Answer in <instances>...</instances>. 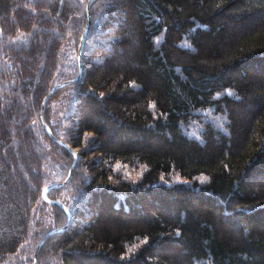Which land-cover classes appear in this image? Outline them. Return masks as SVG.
<instances>
[{
  "label": "trees",
  "instance_id": "16d2710c",
  "mask_svg": "<svg viewBox=\"0 0 264 264\" xmlns=\"http://www.w3.org/2000/svg\"><path fill=\"white\" fill-rule=\"evenodd\" d=\"M89 2L0 0V264L68 223L41 111ZM90 12L44 111L72 220L36 264H264V0Z\"/></svg>",
  "mask_w": 264,
  "mask_h": 264
},
{
  "label": "water",
  "instance_id": "95a60500",
  "mask_svg": "<svg viewBox=\"0 0 264 264\" xmlns=\"http://www.w3.org/2000/svg\"><path fill=\"white\" fill-rule=\"evenodd\" d=\"M93 2V0H90V2L88 3V6H87V11H88V23L84 29V32H83V35H82V38H81V42H80V47H79V55H78V58H79V64H80V71H79V75L73 79V80H69V81H64L58 85H56L54 88H52L49 93L45 96L44 100H43V105H42V111H41V119H42V123H43V126L45 127V129L47 130L48 134L56 141H58L59 143H61L63 146H65L67 149H69L73 154H74V162L72 164V167L70 168V171H69V175L67 177V179L62 182V183H59V184H52V185H49L47 186L44 191H43V196H44V199L46 201H49L53 204H56L60 207H62L63 209H65L68 213V216H69V220H68V223L67 225H65L64 227H60V228H56L54 230H51L43 239L42 241L40 242V244L38 245L37 247V250H36V255L37 253L39 252L41 246L43 245V243L52 235L54 234H57L59 232H62V231H65L67 229V227L70 225V222L72 220V212L68 209L67 206H65L62 202L58 201V200H51L49 199L47 196H46V193L48 190L52 189V188H55V187H58V186H62L66 183H68L72 177V173H73V169L75 167V165L77 164V161H78V154H77V151L75 148L71 147L69 144H67L66 142L62 141V140H59L58 138H56L54 136V134L51 132L48 124L46 123L45 119H44V111H45V108H46V105H47V102L48 100L50 99V97L56 92L58 91L59 89L71 84V83H75V82H78L81 77H82V73H83V51H84V45H85V41H86V38H87V34H88V30L90 28V25H91V12H90V8H91V3ZM35 255V259H34V262L33 264H36L37 263V256Z\"/></svg>",
  "mask_w": 264,
  "mask_h": 264
},
{
  "label": "rangeland",
  "instance_id": "374dc122",
  "mask_svg": "<svg viewBox=\"0 0 264 264\" xmlns=\"http://www.w3.org/2000/svg\"><path fill=\"white\" fill-rule=\"evenodd\" d=\"M130 176V175H129ZM131 177V176H130Z\"/></svg>",
  "mask_w": 264,
  "mask_h": 264
}]
</instances>
